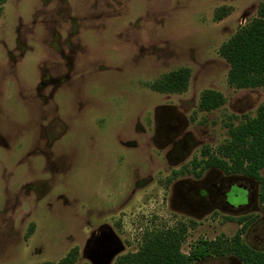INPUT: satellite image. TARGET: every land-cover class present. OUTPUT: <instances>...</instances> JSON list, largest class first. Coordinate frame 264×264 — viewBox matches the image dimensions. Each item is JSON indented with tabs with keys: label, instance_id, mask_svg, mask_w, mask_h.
<instances>
[{
	"label": "rangeland",
	"instance_id": "374dc122",
	"mask_svg": "<svg viewBox=\"0 0 264 264\" xmlns=\"http://www.w3.org/2000/svg\"><path fill=\"white\" fill-rule=\"evenodd\" d=\"M263 1L7 0L0 264H57L71 253L73 264H117L139 249L146 230L180 224L189 253L200 240L233 237L240 215L252 218L243 241L264 250V202L252 194L260 185L239 173L232 180L252 190L249 204L213 207L203 187L232 180L195 165L264 103V87L230 84L220 54ZM181 68L189 70L186 91L153 88ZM206 90L225 103L202 110ZM246 199L232 189V203ZM194 264L244 263L230 253Z\"/></svg>",
	"mask_w": 264,
	"mask_h": 264
},
{
	"label": "trees",
	"instance_id": "16d2710c",
	"mask_svg": "<svg viewBox=\"0 0 264 264\" xmlns=\"http://www.w3.org/2000/svg\"><path fill=\"white\" fill-rule=\"evenodd\" d=\"M7 0H0V18ZM258 16L242 26L220 47V54L230 64L229 82L236 88L264 87V1ZM227 13H218L216 19ZM189 84V70L181 68L164 75L153 88L159 92H184ZM225 103L224 96L214 90H206L200 101V108L211 111ZM231 139L219 147L218 152L210 153L204 168H220L227 173L244 174L258 180L260 200L264 201V103L258 114L248 118L237 127L230 129ZM242 217L240 221L245 220ZM251 221V219H249ZM249 222L231 237H220L213 241L207 239L196 243L189 253L182 251L186 239L187 226L163 227L146 230L136 252L122 255L117 264H194L196 261L217 255L233 253L244 264H264V250H257L243 241L242 234ZM75 254H69L57 264H73ZM50 264V263H49Z\"/></svg>",
	"mask_w": 264,
	"mask_h": 264
},
{
	"label": "flooded vegetation",
	"instance_id": "af4514ba",
	"mask_svg": "<svg viewBox=\"0 0 264 264\" xmlns=\"http://www.w3.org/2000/svg\"><path fill=\"white\" fill-rule=\"evenodd\" d=\"M259 107H258V109H259ZM258 109H257L256 115L258 114ZM210 168L216 169L215 167H210ZM220 170L223 171L226 175H228L230 180H232V179L236 180L237 179L236 175H241V174H227L224 170H222V169H220ZM243 176L251 178V182L256 181L257 183L255 185H257V184L260 185L257 179H255V178H253L251 176H247V175H243ZM235 180L234 181L232 180L227 185H225L222 182L218 186L217 185H212V186L209 185L208 187H203L202 200L203 201H207L213 207H217V206L219 207L220 203H221V204H224L225 207H227V208H229L230 210H233V211L244 210L243 208L246 205L249 204V201H250V198H251V195H249V192H251L252 190L248 188V185L246 186L244 184L238 183ZM234 187L239 188V189H243V190L246 191L248 199H246L245 202H240L239 204H234V203L231 202V200H230L231 199V193H232V189ZM252 194H254L255 196L258 195L259 196V200H260V186H259V190H257V192H255V190L253 189ZM260 202H264V201L260 200ZM242 217H246V219L243 220V221H240V219ZM230 218L232 219V217H230ZM249 219H251V221H252V218L250 216H247V215H240L239 217H237L236 221L239 224H241V227L239 228V230L244 227L246 222H250ZM242 236H243V234H242Z\"/></svg>",
	"mask_w": 264,
	"mask_h": 264
}]
</instances>
